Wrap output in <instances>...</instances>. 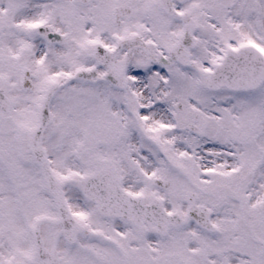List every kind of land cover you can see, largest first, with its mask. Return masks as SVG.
Returning a JSON list of instances; mask_svg holds the SVG:
<instances>
[{
	"label": "snow or ice",
	"instance_id": "snow-or-ice-1",
	"mask_svg": "<svg viewBox=\"0 0 264 264\" xmlns=\"http://www.w3.org/2000/svg\"><path fill=\"white\" fill-rule=\"evenodd\" d=\"M0 264H264V0H0Z\"/></svg>",
	"mask_w": 264,
	"mask_h": 264
}]
</instances>
